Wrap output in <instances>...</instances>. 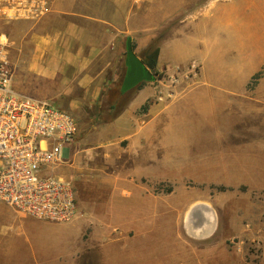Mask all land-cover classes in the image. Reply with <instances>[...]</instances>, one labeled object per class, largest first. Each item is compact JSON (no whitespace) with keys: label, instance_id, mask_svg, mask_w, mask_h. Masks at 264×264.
Returning <instances> with one entry per match:
<instances>
[{"label":"crops","instance_id":"1","mask_svg":"<svg viewBox=\"0 0 264 264\" xmlns=\"http://www.w3.org/2000/svg\"><path fill=\"white\" fill-rule=\"evenodd\" d=\"M26 29L11 87L74 111V141L53 169L72 184L76 215L66 223L18 218L7 238L16 264L149 262L148 243L158 241L146 237L166 225L173 231L175 221L184 220V191L173 187L164 194L150 183L180 181L197 167L200 179L212 180V166H235L225 179L264 192V67L250 83L264 66V0H54ZM224 33L236 60L224 61L214 46ZM127 37L139 58L156 40V69L165 76L140 82L102 121L104 95L125 72ZM199 44L201 76L175 77L182 66L191 70ZM234 104L237 124L230 131L222 112ZM213 130L236 134V141H196L198 131ZM181 247L178 240L156 263L181 264Z\"/></svg>","mask_w":264,"mask_h":264},{"label":"rangeland","instance_id":"2","mask_svg":"<svg viewBox=\"0 0 264 264\" xmlns=\"http://www.w3.org/2000/svg\"><path fill=\"white\" fill-rule=\"evenodd\" d=\"M33 22L34 20H13L0 23V33H5L9 39V57L13 67V61L16 63L21 61L22 54L18 50V45L25 39L24 33L27 31V26ZM200 33L201 31H198V35ZM222 36L214 46L221 47L224 61L236 60L238 53L231 47L230 40L227 41L225 33ZM200 37L198 36L197 41H201ZM213 37L214 35L209 31L205 35V41L210 42ZM202 50L203 47L199 44L191 55L193 61L187 65L189 67L191 64L193 65L191 70L182 66L178 69L179 73H175L174 76L200 77L202 63L197 58L202 57ZM263 67L258 70L261 71L260 75L263 72ZM255 75L251 77V85L260 77V75ZM53 104L65 109L75 118L74 111L64 106L62 102H53ZM225 109L226 107L222 113H227L228 118L224 122L226 121V126L230 127V131H233L236 128L238 111L235 104L229 106L228 110L225 111ZM115 113V110L103 112L101 120L103 121L104 116ZM197 116L199 115L197 114ZM197 118L200 119V117ZM217 134L215 130L212 132L198 131L196 141H223L222 143L236 141V134ZM227 134L228 139L226 140ZM225 151H227L226 153L235 152V150ZM221 152L224 150L213 151V153ZM215 160L213 159V161ZM222 161H226V159ZM223 168L225 169L212 166V180L200 179L201 170L197 167L195 175L182 176L180 181L163 180L150 183L154 191L164 194H167L173 187L184 191L180 197L183 204L184 220L181 224L175 221L173 231L166 225L165 228L162 227V232L159 230L154 233V231L150 237H146L148 241L149 239L153 241L154 239L151 238L156 235L157 237L154 238L158 242L156 245L148 243L151 257L148 255L150 252L144 254L145 257H150V261H145V264H153V262L158 264L156 262L159 261L155 260L158 258L164 261V257L173 252L172 244H175V249H177L178 240L182 244L181 264H264V192L257 193L249 189L246 184L238 183L235 179H225L228 175L226 173L235 174V166ZM54 172H57L56 169H53L51 173L54 174ZM20 217H25V215L18 213L6 202L0 200V264H16L11 241L7 238ZM201 225L204 227L203 229H201ZM258 226L263 229L257 228ZM180 228L184 231L185 236L178 239ZM204 230L205 232H203ZM256 249L258 250L256 251ZM152 250L154 251L152 252ZM162 250L164 251L162 252ZM175 256L177 258L179 254H175Z\"/></svg>","mask_w":264,"mask_h":264},{"label":"built area","instance_id":"3","mask_svg":"<svg viewBox=\"0 0 264 264\" xmlns=\"http://www.w3.org/2000/svg\"><path fill=\"white\" fill-rule=\"evenodd\" d=\"M54 0H0V23L38 20ZM192 64L190 65L192 69ZM9 39L0 33V200L22 215L66 223L76 215L72 184L52 174L77 121L50 101L12 89Z\"/></svg>","mask_w":264,"mask_h":264},{"label":"trees","instance_id":"4","mask_svg":"<svg viewBox=\"0 0 264 264\" xmlns=\"http://www.w3.org/2000/svg\"><path fill=\"white\" fill-rule=\"evenodd\" d=\"M157 54H158V47L156 46V40H154L141 53L140 59L144 63V65L153 73V75L155 76V79H160L163 76H165V73L163 71H159L156 69ZM260 72L261 71L256 73L255 76H259ZM122 78L118 83H116L114 86L109 87L108 90L106 91L103 101L101 103V116H103V112L104 113L109 112L110 110H115L117 113L127 102L128 96L131 91L124 92V93L120 91V84H121ZM113 116L114 114L110 116H104L103 121H108Z\"/></svg>","mask_w":264,"mask_h":264},{"label":"water","instance_id":"5","mask_svg":"<svg viewBox=\"0 0 264 264\" xmlns=\"http://www.w3.org/2000/svg\"><path fill=\"white\" fill-rule=\"evenodd\" d=\"M125 72L120 84L121 92H128L142 81H154L155 76L133 52L131 38L125 40Z\"/></svg>","mask_w":264,"mask_h":264},{"label":"bare ground","instance_id":"6","mask_svg":"<svg viewBox=\"0 0 264 264\" xmlns=\"http://www.w3.org/2000/svg\"><path fill=\"white\" fill-rule=\"evenodd\" d=\"M200 227H201V229H203V228H204L203 226H200ZM210 229H211V226H210ZM203 232H205V230H204Z\"/></svg>","mask_w":264,"mask_h":264}]
</instances>
